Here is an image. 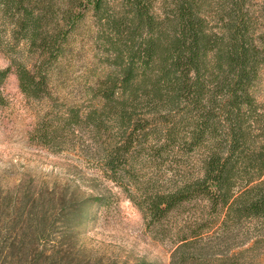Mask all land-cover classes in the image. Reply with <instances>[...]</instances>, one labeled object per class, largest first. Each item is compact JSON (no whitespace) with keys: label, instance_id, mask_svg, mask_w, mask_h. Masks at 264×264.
<instances>
[{"label":"trees","instance_id":"obj_1","mask_svg":"<svg viewBox=\"0 0 264 264\" xmlns=\"http://www.w3.org/2000/svg\"><path fill=\"white\" fill-rule=\"evenodd\" d=\"M84 40L95 71L76 97L66 86ZM0 50V106L12 73L37 106L30 140L95 160L152 238L170 244L169 264L255 261L264 0H0ZM103 203L56 181L0 177V264H130L80 245Z\"/></svg>","mask_w":264,"mask_h":264},{"label":"rangeland","instance_id":"obj_2","mask_svg":"<svg viewBox=\"0 0 264 264\" xmlns=\"http://www.w3.org/2000/svg\"><path fill=\"white\" fill-rule=\"evenodd\" d=\"M77 42V41H76ZM73 67L68 72L66 92L80 97L84 81L95 71L89 44L78 41ZM9 63L0 50V69ZM257 96L264 102V73L257 85ZM6 103L0 106V177L8 185L21 179L34 183L67 184L77 187L86 196H101L103 205L91 211V218L80 229V245L93 260H119L134 263L169 264L170 244L154 240L146 229L138 209L121 190L105 179L91 157L78 150L51 152L32 142L37 106L19 91L14 74L2 87ZM252 241L243 248L250 247ZM252 264H264V243L248 252Z\"/></svg>","mask_w":264,"mask_h":264}]
</instances>
